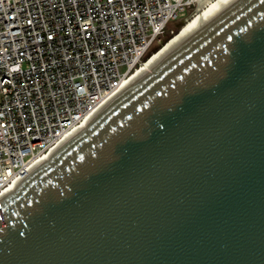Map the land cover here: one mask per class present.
Listing matches in <instances>:
<instances>
[{"label":"water","instance_id":"obj_1","mask_svg":"<svg viewBox=\"0 0 264 264\" xmlns=\"http://www.w3.org/2000/svg\"><path fill=\"white\" fill-rule=\"evenodd\" d=\"M0 264H264V0L175 45L0 197Z\"/></svg>","mask_w":264,"mask_h":264},{"label":"built area","instance_id":"obj_2","mask_svg":"<svg viewBox=\"0 0 264 264\" xmlns=\"http://www.w3.org/2000/svg\"><path fill=\"white\" fill-rule=\"evenodd\" d=\"M198 4L0 0V197L124 91Z\"/></svg>","mask_w":264,"mask_h":264},{"label":"bare ground","instance_id":"obj_3","mask_svg":"<svg viewBox=\"0 0 264 264\" xmlns=\"http://www.w3.org/2000/svg\"><path fill=\"white\" fill-rule=\"evenodd\" d=\"M236 1L238 0H199L198 5L200 6V8L204 7L199 16L187 22L175 38H173L169 43L159 49V51L153 57L150 58L148 63L142 69L136 72V74L132 78L131 83H133L143 75L147 74L150 70H152L154 66L167 54V52L171 48L180 43L182 40L194 34L196 31H198L200 28H202L209 21L214 19L216 16H218L221 12H223Z\"/></svg>","mask_w":264,"mask_h":264},{"label":"rangeland","instance_id":"obj_4","mask_svg":"<svg viewBox=\"0 0 264 264\" xmlns=\"http://www.w3.org/2000/svg\"><path fill=\"white\" fill-rule=\"evenodd\" d=\"M204 9L200 8L199 5L193 7L189 12H186L185 14L179 16L178 21L179 23H175V24H171V26L169 27V31L173 30L174 33L170 34L168 33V36L166 38V41L164 42V45H166L167 43H169L173 38H175L180 31L182 30V28L184 27V25H186L187 22H189L190 20H192L193 18H196L199 16V14L201 13V11ZM184 20V21H183ZM177 21V22H178ZM181 21V22H180ZM163 45V46H164ZM162 46V47H163ZM161 47V48H162ZM160 48V49H161Z\"/></svg>","mask_w":264,"mask_h":264}]
</instances>
